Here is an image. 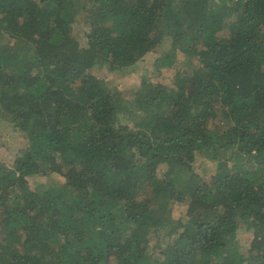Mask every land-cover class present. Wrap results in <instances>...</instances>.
<instances>
[{
    "label": "trees",
    "instance_id": "1",
    "mask_svg": "<svg viewBox=\"0 0 264 264\" xmlns=\"http://www.w3.org/2000/svg\"><path fill=\"white\" fill-rule=\"evenodd\" d=\"M3 39L0 116L25 144L0 158V264H264V0H0ZM165 49L156 68L196 60L169 88L122 101L90 72Z\"/></svg>",
    "mask_w": 264,
    "mask_h": 264
},
{
    "label": "rangeland",
    "instance_id": "2",
    "mask_svg": "<svg viewBox=\"0 0 264 264\" xmlns=\"http://www.w3.org/2000/svg\"><path fill=\"white\" fill-rule=\"evenodd\" d=\"M75 37L81 39L83 36L84 24L79 22L76 25ZM6 40H9L6 38ZM6 40L0 41V52L11 53L12 43ZM207 43V42H206ZM208 44V43H207ZM86 44H82L81 47L85 48ZM165 50L157 51L156 53L148 54L143 57L142 60L132 66L123 67L121 69H113L111 64L107 61H99L93 65L90 70L91 74L95 77L104 78L109 86L117 88L121 93V100L131 99L139 87L142 78L150 79L152 82L161 83L168 88L173 84V77L177 70L181 71L185 68L192 67L195 63V59H190L183 53H177L176 63L173 66H156L153 64L156 58L163 56ZM1 117V116H0ZM2 118V119H1ZM0 118V158L3 159L7 164H12L19 153V149L25 144L19 131L14 128L13 122L10 118ZM205 155L201 157L200 154H196L194 161L192 162L195 170H200L206 166L210 167L206 173L202 176L203 180L210 182L215 170V161L212 160V148L205 149ZM203 158L205 160H203ZM165 165L159 166L158 170H164ZM56 178V177H55ZM61 179V178H60ZM56 181L64 183L63 179ZM46 180L44 178L31 177L22 182L21 188H24L30 193L35 194L37 198L41 197V193L46 190ZM69 194L68 187H59ZM76 192V191H75ZM71 198L78 203L81 199V194L76 192L70 195ZM185 210V209H184ZM239 210V209H238ZM237 210V211H238ZM183 207L180 205H173L171 208H167L162 212L164 218H181ZM186 214V212H185ZM185 219V218H184ZM243 234V233H242ZM244 235V234H243ZM164 242L167 241L168 237L159 235ZM245 236V235H244ZM154 240L150 241L151 245H154ZM244 248L248 247V240L241 239L240 243Z\"/></svg>",
    "mask_w": 264,
    "mask_h": 264
}]
</instances>
